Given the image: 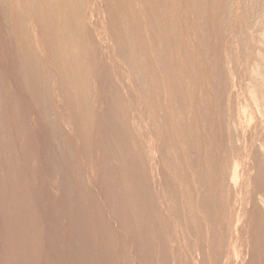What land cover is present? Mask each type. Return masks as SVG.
<instances>
[{"label":"rangeland","instance_id":"374dc122","mask_svg":"<svg viewBox=\"0 0 264 264\" xmlns=\"http://www.w3.org/2000/svg\"><path fill=\"white\" fill-rule=\"evenodd\" d=\"M85 1L78 75L0 0V264H264V0Z\"/></svg>","mask_w":264,"mask_h":264},{"label":"bare ground","instance_id":"6f19581e","mask_svg":"<svg viewBox=\"0 0 264 264\" xmlns=\"http://www.w3.org/2000/svg\"><path fill=\"white\" fill-rule=\"evenodd\" d=\"M10 1V0H9ZM13 1V0H12ZM39 1V0H38ZM189 1V0H188ZM194 0H192V2H193ZM196 1V0H195ZM206 1V0H205ZM226 1H228V0H226ZM233 1V0H232ZM251 1V0H250ZM8 2V1H7ZM15 2L16 1H14V4H15ZM116 2V1H115ZM130 2H131V0H118L117 1V4L119 5V6H121L122 7V9H124V10H120L118 13H121V14H123L124 15V17H132L133 15V17L132 18H135V13H134V9H131L130 8ZM165 1L163 0V3H164ZM175 2V1H174ZM191 2V3H192ZM214 2V1H213ZM212 2V3H213ZM230 2V1H229ZM10 3V2H9ZM34 3H35V5L36 6H38V4H42L43 6H39V7H34V8H36L37 9V12H38V18H39V20H40V24H38V25H42L41 27H40V30L42 29V27L45 29V38H47V42H50L51 44V46H52V49H58L57 47H59L61 50H63V54H64V58H65V61H66V63L65 64H63V65H65L68 69H72L73 67L75 68L76 67V73H77V71H79L78 69L80 68H78V64L80 63V52H81V49H82V47H83V33H84V31H85V28H86V25L83 23L84 22V18H85V14L87 13L86 12V1L85 0H40V2H38L37 3V1L35 2V0H34ZM114 3V2H113ZM122 3L124 4V7H123V5H122ZM150 3H151V11H153V13H157V12H159V11H164V9H165V6H163L164 4L162 3V0H150ZM171 3V2H170ZM172 3H173V0H172ZM188 3V2H187ZM215 3V2H214ZM214 3H213V6H214ZM227 3V2H226ZM233 3V2H232ZM238 3V2H237ZM236 3V4H237ZM264 3V2H263ZM40 4V5H41ZM175 4V3H174ZM174 4H172L173 6H174ZM194 4H196V3H194ZM242 4V3H241ZM5 5V4H4ZM13 5V4H12ZM33 5V4H32ZM114 5V7H117V5L115 6V4H113ZM188 5H190V3L188 4ZM204 5H205V3H204ZM225 5V4H224ZM227 5V4H226ZM232 5V4H231ZM264 5V4H263ZM17 6V5H16ZM34 6V5H33ZM133 6V5H132ZM241 6V5H240ZM199 7V6H198ZM217 7V6H216ZM223 7V6H222ZM226 7V6H225ZM227 7H229V5L227 6ZM232 7V6H231ZM262 7V6H261ZM170 8V7H169ZM172 9L173 8H175V10H176V6H174V7H171ZM177 8H178V6H177ZM213 8V7H212ZM215 8V7H214ZM224 8V7H223ZM7 9V8H6ZM11 9H14L13 7L11 8ZM19 9H20V7H19ZM121 9V8H120ZM198 9V8H197ZM15 10V9H14ZM13 10V11H14ZM34 11H33V13L36 11L35 9H33ZM171 10V9H170ZM178 10V9H177ZM201 10H202V8H201ZM225 10V9H224ZM224 10H222L221 11V13L222 14H224L223 12H224ZM227 10V9H226ZM19 11V10H18ZM116 11V10H115ZM118 11V10H117ZM142 11V10H141ZM150 11V12H151ZM174 11V10H173ZM243 11V10H242ZM15 12H17L16 10L14 11V13ZM171 12V11H170ZM197 12V11H196ZM205 11L203 10V13H204ZM231 12V11H230ZM261 12V11H260ZM36 13V12H35ZM163 13V12H162ZM167 13V12H166ZM174 13V12H173ZM175 13H176V11H175ZM226 13V12H225ZM244 13H245V11H244ZM243 13V14H244ZM22 14V13H21ZM24 14V13H23ZM195 14V13H194ZM199 14V13H198ZM201 14V13H200ZM230 14V13H229ZM229 14H226V15H229ZM258 14V13H257ZM20 15V14H19ZM27 15V14H26ZM36 15H37V13H36ZM159 15H160V13H159ZM158 15V16H159ZM166 15V14H165ZM177 15V14H176ZM202 15V14H201ZM206 15H207V13H206ZM205 15V16H206ZM22 16V15H21ZM41 16V17H40ZM197 16V15H196ZM215 16V15H214ZM213 16V17H214ZM264 16V15H263ZM34 17V16H33ZM199 17V16H198ZM202 17V16H201ZM224 17V16H223ZM122 18V17H121ZM156 18H158V17H156ZM173 18V17H172ZM203 19H204V17H202ZM212 18V17H211ZM222 18V17H221ZM220 18V19H221ZM232 18V17H231ZM238 18V17H237ZM21 19V18H20ZM37 19V18H36ZM148 19V18H147ZM163 19V18H162ZM241 19V18H240ZM248 19V18H247ZM35 20V19H34ZM39 20H36V21H39ZM126 20H128V19H126ZM149 20H151L150 18H149ZM155 20H160L159 18L158 19H155ZM197 20H198V18H197ZM224 20H226V19H224ZM223 20V21H224ZM228 20V19H227ZM234 20H236V19H234ZM6 21V20H5ZM124 21V20H123ZM132 21V20H131ZM133 21H134V19H133ZM172 21H173V19H172ZM220 21V20H219ZM120 22V21H119ZM122 22V21H121ZM127 22V21H126ZM187 22V21H186ZM195 22V21H194ZM214 22V21H213ZM16 23H17V21H16ZM20 23V22H19ZM124 23V22H123ZM155 23V22H154ZM157 23H158V21H157ZM172 23V22H171ZM197 23H198V21H197ZM247 23V22H246ZM253 23V22H252ZM18 24V23H17ZM25 24V23H24ZM125 24V23H124ZM123 24V25H124ZM128 24V23H127ZM131 24V23H130ZM136 24V23H135ZM206 24V23H205ZM221 24V23H220ZM229 23H226V25H228ZM249 24V23H248ZM257 24V23H256ZM15 25V24H14ZM37 25V26H38ZM132 25V24H131ZM225 25V24H224ZM28 26V25H27ZM26 26V27H27ZM128 26H130V25H128ZM157 26V25H156ZM164 26V25H163ZM186 26V25H185ZM195 26V25H194ZM251 26V25H250ZM252 26H254V25H252ZM257 26V25H256ZM260 26V25H259ZM131 27V26H130ZM133 27H135L134 26V24H133ZM173 27V26H172ZM200 27V26H199ZM20 28V27H19ZM125 28V27H124ZM129 28V27H128ZM229 28V27H228ZM253 28V27H252ZM21 29V28H20ZM99 29V28H98ZM164 29V28H163ZM227 29V28H226ZM237 29V28H236ZM264 29V28H263ZM28 30V29H27ZM57 30H60V35L61 36H58V34H57ZM120 30V29H119ZM131 30V29H130ZM136 30H138V29H136ZM135 30V31H136ZM145 30V29H144ZM173 30V29H172ZM235 30V29H234ZM42 32L44 31V30H41ZM114 31H116V30H114ZM113 31V32H114ZM180 31V30H179ZM207 31V30H206ZM209 31V30H208ZM215 31V30H214ZM117 32V31H116ZM125 32V31H124ZM201 32H203V31H201ZM205 32V31H204ZM230 32V31H229ZM239 32V31H238ZM44 33V32H43ZM175 33V32H174ZM181 33V32H180ZM206 33V32H205ZM222 33V32H221ZM220 33V34H221ZM253 33V32H252ZM251 33V34H252ZM3 34V33H2ZM26 34H27V32H26ZM139 34V33H138ZM171 34H172V32H171ZM176 34V33H175ZM9 35V34H8ZM113 35V34H112ZM130 35V34H129ZM136 35V34H135ZM156 35H157V33H156ZM216 35V34H215ZM222 35V34H221ZM262 35V34H261ZM18 36V35H17ZM27 36V35H26ZM25 36V37H26ZM42 36V37H43ZM47 36V37H46ZM159 36V35H158ZM238 36V35H237ZM247 36V35H246ZM250 36V35H249ZM254 36V35H253ZM256 36V35H255ZM31 37V36H30ZM59 37V38H58ZM138 37V36H137ZM176 37V36H175ZM221 37V36H220ZM257 37V36H256ZM134 38H136V37H134ZM133 38V39H134ZM139 38V37H138ZM160 38V37H159ZM209 38H211V37H209ZM249 38V37H248ZM260 38V37H259ZM22 39V38H21ZM24 39V38H23ZM22 39V40H23ZM161 39V38H160ZM204 39H206V38H204ZM208 39V38H207ZM215 39V38H214ZM223 39V38H222ZM240 39V38H239ZM238 39V40H239ZM263 39V38H262ZM131 40V39H130ZM188 40V39H187ZM258 40V39H257ZM19 41V40H18ZM24 41V40H23ZM31 41V40H30ZM85 41V40H84ZM134 41V40H133ZM161 41V40H160ZM208 41V40H207ZM219 41V40H218ZM229 41V40H228ZM202 42V41H201ZM221 42V41H220ZM32 43V42H31ZM30 43V44H31ZM34 43V42H33ZM32 43V44H33ZM155 43V42H154ZM216 43V42H215ZM228 43V42H227ZM253 43V42H252ZM262 43V42H261ZM18 44V43H17ZM58 44H60L59 46H58ZM117 44V43H116ZM133 44V43H132ZM131 44V45H132ZM159 44V43H158ZM165 44V43H164ZM233 44V43H232ZM254 44H255V42H254ZM257 44V43H256ZM48 45H49V43H48ZM49 45V46H50ZM53 45H57L56 47L55 46H53ZM161 45H163V44H161ZM188 45V44H187ZM28 46V45H27ZM201 46V45H200ZM239 46V45H238ZM255 46V45H254ZM253 46V47H254ZM54 47V48H53ZM86 47V46H85ZM147 47V46H146ZM203 47V46H202ZM201 47V48H202ZM219 47V46H218ZM128 48V47H127ZM247 48V47H246ZM255 48H257V47H255ZM49 49V48H48ZM154 49V48H153ZM254 49V48H253ZM260 49V48H259ZM26 50V49H25ZM28 50V49H27ZM84 50V49H83ZM88 50V49H87ZM130 50V49H129ZM233 50V49H232ZM32 51V50H31ZM57 51V50H56ZM55 51V52H56ZM123 51V50H122ZM135 51V50H134ZM141 51V50H140ZM212 51V50H211ZM215 51V50H214ZM218 51V50H217ZM223 51V50H222ZM90 52V51H89ZM133 52V51H132ZM221 52V51H220ZM245 52V51H244ZM26 53V52H25ZM58 53V52H57ZM82 53V52H81ZM205 53V52H204ZM83 54V53H82ZM127 55H128V53H126ZM125 54V55H126ZM133 54V53H132ZM137 54V53H136ZM198 54V53H197ZM222 54V53H221ZM245 54V53H244ZM27 55V54H26ZM48 55V54H47ZM60 55V54H59ZM123 55V54H122ZM124 55V56H125ZM134 55V54H133ZM167 55V54H166ZM205 55V54H204ZM212 55V54H211ZM249 55V54H248ZM120 56V55H119ZM199 56V55H198ZM209 56V55H208ZM220 56V55H219ZM58 57V60L60 61V59H59V56H57ZM128 57V56H127ZM132 57V56H131ZM158 57V56H157ZM160 57V59H161V56H159ZM251 57V56H250ZM253 57V56H252ZM32 58V57H31ZM90 58V57H89ZM122 58V57H121ZM168 58V57H167ZM166 58V59H167ZM229 58V57H228ZM245 58V57H244ZM247 58V57H246ZM33 59V58H32ZM36 59V58H35ZM82 59V58H81ZM84 59V58H83ZM134 59H136V58H134ZM190 59V58H189ZM226 59V58H225ZM262 59V58H261ZM21 60V59H20ZM31 60V59H30ZM169 60V59H168ZM214 60V59H213ZM250 60V59H249ZM27 61V60H26ZM35 61V60H34ZM37 61V60H36ZM84 61V60H83ZM135 61V60H134ZM162 61V60H161ZM175 61V60H174ZM231 61V60H230ZM252 61V60H251ZM31 62V61H30ZM64 62V61H63ZM79 62V63H78ZM89 62V61H88ZM129 62V61H128ZM183 62V61H182ZM237 62V61H236ZM131 63H132V61H131ZM191 63V62H190ZM248 63V62H247ZM250 63V62H249ZM83 64V63H82ZM146 64V63H145ZM169 64V63H168ZM200 64V63H199ZM231 64V63H230ZM245 64V63H244ZM251 64V63H250ZM84 65V64H83ZM138 65V64H137ZM164 65V64H163ZM234 65V64H233ZM256 66V65H255ZM168 67H170L169 65H168ZM172 67V66H171ZM179 67V66H178ZM243 67H245V65L243 66ZM124 68V67H123ZM133 68V67H132ZM164 68V67H163ZM248 68H249V66H248ZM81 69V68H80ZM222 69V68H221ZM233 69V68H232ZM231 69V70H232ZM66 70V69H65ZM82 70V69H81ZM88 70V69H87ZM138 70V69H137ZM230 70V71H231ZM248 70V69H247ZM75 71H73V72H75ZM83 71V70H82ZM123 71V70H122ZM121 71V72H122ZM165 71V70H164ZM168 71V70H167ZM215 71V70H214ZM224 71V70H223ZM222 71V72H223ZM254 71V70H253ZM187 72V71H186ZM216 72V71H215ZM219 72H221V71H219ZM237 72V71H236ZM243 72V71H242ZM33 73V72H32ZM76 73H73V74H75V78H76V76H78V75H76ZM79 73H81V71L79 72ZM137 73H139V72H137ZM147 73V72H146ZM174 73V72H173ZM206 73V72H205ZM210 73V72H209ZM213 73V72H212ZM245 73V72H244ZM124 74V73H123ZM215 74V73H214ZM72 75V74H71ZM82 75H84V74H82ZM139 75V74H138ZM154 75V74H153ZM165 75V74H164ZM167 75H168V73H167ZM183 75V74H182ZM194 75V74H193ZM198 75V74H197ZM134 76H135V74H134ZM146 76V75H145ZM151 76V75H150ZM199 76V75H198ZM222 76H224V75H222ZM228 76V75H227ZM231 76V75H230ZM78 77H80V76H78ZM81 77H83V76H81ZM139 77V76H138ZM154 77H155V75H154ZM232 77V76H231ZM50 78V77H49ZM159 78V77H158ZM208 78V77H207ZM224 78H225V76H224ZM229 77H227L225 80H227ZM77 79V78H76ZM76 79H74L73 80V82H76L77 80ZM86 79H88V78H86ZM151 79V78H150ZM161 79V78H160ZM184 79V78H183ZM223 79V78H222ZM221 79V80H222ZM80 80V79H79ZM137 80V79H136ZM154 80V79H153ZM188 80V79H187ZM219 80H220V78H219ZM235 80V79H234ZM244 80V79H243ZM50 81V80H49ZM190 81V80H189ZM197 81V80H196ZM262 81V80H261ZM72 82V83H73ZM138 82V81H137ZM136 82V83H137ZM222 82V81H221ZM220 82V83H221ZM224 82H226V81H224ZM49 83V82H48ZM227 83V82H226ZM129 84V83H128ZM142 84V83H141ZM145 84V83H144ZM155 84V83H154ZM178 84V83H177ZM193 84V83H192ZM217 84V83H216ZM223 84V83H222ZM73 85V84H72ZM75 85H79V83L78 84H75ZM152 85V84H151ZM173 85H175V84H173ZM179 85V84H178ZM201 85V84H200ZM223 85H225V84H223ZM222 85V86H223ZM188 86V85H187ZM217 86V85H216ZM220 86V85H219ZM245 86V85H244ZM251 86V85H250ZM75 87V86H74ZM77 87V86H76ZM89 87V86H88ZM193 88L195 87V86H192ZM191 87V88H192ZM204 87V86H203ZM211 87V86H210ZM196 88V87H195ZM213 88H214V86H213ZM220 88H222V87H220ZM224 88H226V86L224 87ZM240 88V87H239ZM85 89H86V87H85ZM148 89V88H147ZM150 89V88H149ZM156 89V88H155ZM174 89V88H173ZM223 89V88H222ZM236 89H238V88H236ZM79 90H81V89H79ZM177 90V89H176ZM226 90V89H225ZM227 90H229V89H227ZM226 90V91H227ZM130 91V90H129ZM162 91H163V89H162ZM84 92V91H83ZM147 92V91H146ZM167 92H168V90H167ZM194 92V91H193ZM79 93H80V91H79ZM114 93V92H113ZM214 93L216 94V92L214 91ZM222 93V92H221ZM229 93H231V92H229ZM85 94V93H84ZM145 94V93H144ZM232 94V93H231ZM234 94V93H233ZM257 94H259V93H257ZM82 95V94H81ZM80 95V96H81ZM87 95V94H86ZM187 95H188V93H187ZM191 95V94H190ZM199 95V94H198ZM214 95V94H213ZM85 96V95H84ZM89 96V95H88ZM82 97V96H81ZM86 97V96H85ZM226 97V96H225ZM179 98V97H178ZM200 98H201V96H200ZM211 98V97H210ZM217 99H218V97H216ZM241 98V97H240ZM176 99V98H175ZM217 99H215L216 101H217ZM220 99V98H219ZM134 100V99H133ZM147 100V99H146ZM178 100V99H177ZM200 100V99H199ZM236 100V99H235ZM87 101V100H86ZM135 101V100H134ZM185 101V100H184ZM220 101V100H219ZM225 101V100H224ZM231 101H233V100H231ZM88 102V101H87ZM186 102V101H185ZM197 102V101H196ZM201 103V102H200ZM219 103V102H218ZM225 103V102H224ZM223 103V104H224ZM230 103V102H229ZM148 104V103H147ZM150 104V103H149ZM204 104V103H203ZM222 104V105H223ZM151 105V104H150ZM169 105V104H168ZM172 105V104H171ZM186 105V104H185ZM116 106V105H115ZM147 106V105H146ZM173 106V105H172ZM178 106V105H177ZM227 106V105H226ZM234 106V105H233ZM183 107V106H182ZM186 107V106H185ZM189 107V106H188ZM206 107V106H205ZM217 107V106H216ZM215 107V108H216ZM222 107V106H221ZM229 107V106H228ZM169 108V107H168ZM181 108V107H180ZM143 109V108H142ZM174 109V108H173ZM219 109V108H218ZM226 109V108H225ZM138 110V109H137ZM150 110H151V108H150ZM203 110V109H202ZM204 110H207V109H204ZM229 110V109H228ZM157 111V110H156ZM226 111V110H225ZM231 111H232V109H231ZM129 112V111H128ZM233 112V111H232ZM236 112V111H235ZM218 113V112H217ZM239 113V112H238ZM127 114V113H126ZM182 114V113H181ZM223 114V113H222ZM232 114H234V113H232ZM204 115V114H203ZM219 115V114H218ZM217 115V116H218ZM182 116V115H181ZM143 117V116H142ZM187 117V116H186ZM191 117H193V114H192V116ZM190 117V118H191ZM237 117H238V115H237ZM126 118V117H125ZM181 118V117H180ZM214 118V117H213ZM127 119V118H126ZM233 119H234V116H233ZM179 120V119H178ZM224 120V119H223ZM231 120V119H230ZM257 120V119H256ZM120 121H122V119L120 120ZM127 121V120H126ZM181 121V120H180ZM236 121V120H235ZM230 122V121H229ZM228 122V123H229ZM107 123V122H106ZM148 123V122H147ZM201 123V122H200ZM176 124V123H175ZM234 124V123H233ZM232 124V125H233ZM223 125V124H222ZM231 125V126H232ZM157 126V125H156ZM172 126V125H171ZM178 126V125H177ZM181 126V125H180ZM179 126V127H180ZM130 127H132V126H130ZM134 127V126H133ZM137 127V126H136ZM160 127V126H159ZM127 128V127H126ZM153 128V127H152ZM175 128V127H174ZM178 128V127H177ZM195 128V127H194ZM198 128V127H197ZM130 129V128H129ZM190 130V129H189ZM223 131H224V129H223ZM198 132V131H197ZM131 133V132H130ZM134 133V132H133ZM192 133V132H191ZM249 133V132H248ZM182 134V133H181ZM185 134V133H184ZM198 134V133H197ZM130 135V134H129ZM128 135V136H129ZM132 135H134V134H132ZM190 135V134H189ZM194 135V134H193ZM220 135V134H219ZM114 136V135H113ZM121 136V135H120ZM183 136V135H182ZM130 137H131V135H130ZM135 137V136H134ZM191 137V136H190ZM224 137V136H223ZM222 137V138H223ZM264 137V136H263ZM193 138V137H192ZM195 138V137H194ZM209 138V137H208ZM225 138V137H224ZM168 139V138H167ZM196 139V138H195ZM233 139V138H232ZM245 139V138H244ZM235 140V139H234ZM234 140H233V142H234ZM189 141V140H188ZM191 141V140H190ZM199 141V140H198ZM244 141H246V140H244ZM263 141V140H262ZM185 142V141H184ZM220 142V141H219ZM249 142V141H248ZM118 144V143H117ZM184 145V144H183ZM259 145V144H258ZM134 146V145H133ZM171 146V145H170ZM192 146V145H191ZM159 147V146H158ZM172 147V146H171ZM223 147V146H222ZM232 147V146H231ZM253 147V146H252ZM135 148V147H134ZM172 149V148H171ZM192 149V148H191ZM208 149H210V148H208ZM213 149V148H212ZM217 149V148H216ZM228 149V148H227ZM244 149V148H243ZM193 150V149H192ZM247 150V149H246ZM168 151V150H167ZM199 151V150H198ZM234 151V150H233ZM147 152V151H146ZM208 152H209V150H208ZM237 152V151H236ZM235 152V153H236ZM253 152V151H252ZM178 153V152H177ZM204 153V152H203ZM207 153V152H206ZM225 153H230L229 151H227V152H225ZM175 154V153H174ZM198 154V153H197ZM205 154V153H204ZM234 154V153H233ZM242 154V153H241ZM253 154V153H252ZM113 155V154H112ZM163 155V154H162ZM179 155V154H178ZM182 155V154H181ZM117 156V155H116ZM176 156V155H175ZM201 156V155H200ZM225 156V155H224ZM230 157H231V155H229ZM233 156V155H232ZM243 156V155H242ZM123 157V156H122ZM171 157V156H170ZM229 157V158H230ZM239 157H241V156H239ZM256 157H257V155H256ZM115 158V157H114ZM179 158V157H178ZM258 158V157H257ZM256 158V159H257ZM184 159V158H183ZM207 159V158H206ZM114 161V160H113ZM194 161V160H193ZM231 161V160H230ZM240 161V160H239ZM211 162V161H210ZM217 162H219L218 160H217ZM262 162V161H261ZM118 163V162H117ZM263 163V162H262ZM139 164V163H138ZM168 164V163H167ZM172 164V163H171ZM199 164V163H198ZM232 163L230 162V165H231ZM170 165V164H169ZM240 165V164H239ZM188 166H190V165H188ZM219 166V165H218ZM223 166V165H222ZM255 166V165H254ZM176 167V166H175ZM228 167H230L229 166V164H228ZM227 167V168H228ZM256 167V166H255ZM262 168H263V166H261ZM179 168V167H178ZM223 168V167H222ZM251 168V167H250ZM190 169H191V167H190ZM200 169V168H199ZM211 169V168H210ZM209 170V169H208ZM217 170V169H216ZM219 170V169H218ZM221 170H223V169H221ZM226 170V169H225ZM122 171V170H121ZM179 171V170H178ZM181 171V170H180ZM198 171H200V170H198ZM213 171V170H212ZM224 171V170H223ZM222 171V172H223ZM226 171H228V170H226ZM226 171H224V172H226ZM231 171V170H230ZM230 171L228 172L229 174H230ZM233 171V170H232ZM235 171V170H234ZM236 172V171H235ZM172 173V172H171ZM174 173V172H173ZM183 173H184V171H183ZM210 173V172H209ZM195 174V173H194ZM175 175V174H174ZM179 175V174H178ZM189 175V174H188ZM216 175V174H215ZM219 175V174H218ZM223 175H225L224 173H223ZM227 175V174H226ZM123 176V175H122ZM142 176V175H141ZM214 176V175H213ZM231 176V175H230ZM235 176V175H234ZM124 177V176H123ZM214 177H217V176H214ZM221 177V176H220ZM222 177H224V176H222ZM221 177V178H222ZM238 177V176H237ZM131 178V177H130ZM200 178V177H199ZM204 178V177H203ZM205 178H206V176H205ZM209 178V177H208ZM218 178V177H217ZM231 178V177H230ZM124 179V178H123ZM188 179V178H187ZM198 179V178H197ZM209 179H211V178H209ZM214 179V178H213ZM223 179V178H222ZM244 179V178H243ZM143 180V179H142ZM165 180V179H164ZM191 180V179H190ZM202 180V179H201ZM245 180V179H244ZM197 181V180H196ZM221 181H224V180H221ZM245 182V181H244ZM128 183V182H127ZM171 183H173V182H171ZM183 183V182H182ZM222 183H226V181L225 182H222ZM126 184V183H125ZM152 184V183H151ZM180 184H181V182H180ZM190 184V183H189ZM203 184V183H202ZM221 184V183H220ZM257 184V183H256ZM259 184V183H258ZM186 185V184H185ZM222 186H223V184H221ZM221 185H220V187H221ZM246 185V184H245ZM261 185H262V183H261ZM130 186V185H129ZM209 186V185H208ZM237 186V185H236ZM262 186H264V185H262ZM261 186V187H262ZM121 187V186H120ZM190 187V186H189ZM204 187V186H203ZM210 187V186H209ZM208 187V188H209ZM224 187H227V185H225ZM223 187V188H224ZM127 188V187H126ZM222 188V189H223ZM206 189V188H205ZM221 189V188H220ZM227 189V188H226ZM225 189V190H226ZM263 189V188H262ZM261 189V190H262ZM165 190V189H164ZM198 190H200V189H198ZM211 190V189H210ZM252 190V189H251ZM169 191V190H168ZM206 191V190H205ZM204 191V192H205ZM208 191H209V189H208ZM216 191V190H215ZM221 191V190H220ZM230 191V190H229ZM257 191H259V190H257ZM129 192V191H128ZM226 192V191H225ZM210 193H211V191H210ZM260 193H262V192H260ZM173 194V193H172ZM196 194V193H195ZM202 194V193H201ZM207 194H208V192H207ZM252 194V193H251ZM174 195V194H173ZM193 195V194H192ZM214 195V194H213ZM223 195V194H222ZM226 195H227V193H226ZM262 195V194H261ZM209 196V195H208ZM253 196H254V194H253ZM210 197V196H209ZM213 197V196H212ZM205 198V197H204ZM132 199V198H131ZM196 199V198H195ZM199 199V198H198ZM201 199V198H200ZM213 199H215L214 197H213ZM227 199V198H226ZM231 199V198H230ZM202 200V199H201ZM205 200V199H204ZM229 200V199H228ZM128 201V200H127ZM134 201V200H133ZM177 201V200H176ZM203 201V200H202ZM207 201V200H206ZM231 201V200H230ZM264 201V200H263ZM129 203H131V202H129ZM198 203V202H197ZM208 203V202H207ZM87 204V203H86ZM198 204H201V203H198ZM205 204V203H204ZM203 204V205H204ZM221 204V203H220ZM222 204H224V203H222ZM245 204V203H244ZM260 204H261V202H260ZM188 205V204H187ZM192 205V204H191ZM208 205V204H207ZM231 205V204H230ZM131 206H132V203H131ZM228 205H226V207H227ZM128 207V206H127ZM209 207V206H208ZM224 207V206H223ZM222 207V208H223ZM193 208V207H192ZM191 208V209H192ZM237 208V207H236ZM264 209V208H263ZM178 210V209H177ZM201 210V209H200ZM223 210V209H222ZM221 210V211H222ZM231 210H232V208H231ZM251 210V209H250ZM175 211V210H174ZM189 211V210H188ZM206 211H208V210H206ZM134 212V211H133ZM176 212V211H175ZM252 212H253V210H252ZM148 213V212H147ZM212 213H213V211H212ZM219 213V212H218ZM259 213V212H258ZM261 213V212H260ZM151 214V213H150ZM202 214V213H201ZM252 214V213H251ZM133 215V214H132ZM223 215H225L224 213H223ZM228 215H229V213H228ZM264 215V214H263ZM147 216V215H146ZM196 215H194V217H195ZM226 216V215H225ZM224 216V217H225ZM126 217V216H125ZM152 217V216H151ZM211 217V216H210ZM220 217V216H219ZM223 217V216H222ZM223 217V218H224ZM228 217H230V216H228ZM239 217V216H238ZM227 218V217H226ZM231 218V217H230ZM257 218V217H256ZM145 219V218H144ZM229 219V218H228ZM232 219V218H231ZM104 220V219H103ZM141 220V219H140ZM197 220H198V218H197ZM235 220V219H234ZM164 221H166V220H164ZM205 221V220H204ZM247 221V220H246ZM105 222V221H104ZM136 222V221H135ZM160 222V221H159ZM213 222V221H212ZM221 222V221H220ZM264 222V221H263ZM157 223V222H156ZM195 223V222H194ZM228 223H229V221H228ZM165 224H166V222H165ZM210 224V223H209ZM255 224V223H254ZM249 225V224H248ZM251 225V224H250ZM139 226H141V225H139ZM148 226V225H147ZM202 226V225H201ZM212 226V225H211ZM229 226V225H228ZM183 227V226H182ZM187 227V226H186ZM208 227H209V225H208ZM230 227V226H229ZM232 227V226H231ZM146 228V227H145ZM173 228V227H172ZM200 229H202V228H200ZM211 229V228H210ZM187 230H189V229H187ZM230 230V229H229ZM215 231V230H214ZM234 231V230H233ZM162 232V231H161ZM200 232V231H199ZM210 232V231H209ZM221 232V231H220ZM239 232V231H238ZM201 233V232H200ZM200 233H199V235H200ZM208 233V232H207ZM217 233V232H216ZM234 233V232H233ZM213 234V233H212ZM211 234V235H212ZM226 234V233H225ZM260 234H262V233H260ZM249 235V234H248ZM263 236H264V234H262ZM150 236V235H149ZM159 236V235H158ZM213 236V235H212ZM209 237V236H208ZM215 238V237H214ZM259 238V237H258ZM236 239V238H235ZM196 240V239H195ZM251 240V239H250ZM259 240V239H258ZM206 242V241H205ZM211 242V241H210ZM242 242V241H241ZM246 242V241H245ZM260 242V241H259ZM258 242V243H259ZM189 243H191V242H189ZM214 243V242H213ZM257 243V244H258ZM199 245V244H198ZM212 245V244H211ZM214 245H216V244H214ZM239 245V244H238ZM259 245V244H258ZM261 245V244H260ZM125 246V245H124ZM194 246V245H193ZM220 246H222V245H220ZM168 247V246H167ZM191 247V246H190ZM153 248V247H152ZM209 248V247H208ZM223 248V247H222ZM228 248V247H227ZM231 248V247H230ZM218 249V248H217ZM210 250V249H209ZM236 252V251H235ZM244 252V251H243ZM164 253V252H163ZM228 254V253H227ZM254 254V253H253ZM259 254V253H258ZM162 255V254H161ZM177 255V254H176ZM214 255V254H213ZM261 255V254H260ZM264 256V255H263ZM194 257V256H193ZM201 257V256H200ZM220 257V256H219ZM205 258V257H204ZM213 258V257H212ZM154 259V258H153ZM190 259V258H189ZM196 259V258H195ZM150 260V259H149ZM169 260V259H168ZM214 260V259H213ZM206 261V260H205ZM165 262V261H164ZM213 262V261H212ZM264 262V261H263ZM219 263H220V261H219ZM154 264H155V262H154Z\"/></svg>","mask_w":264,"mask_h":264}]
</instances>
